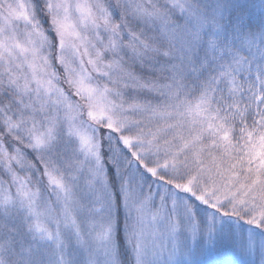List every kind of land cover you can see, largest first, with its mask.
Returning <instances> with one entry per match:
<instances>
[{
  "label": "snow or ice",
  "instance_id": "1",
  "mask_svg": "<svg viewBox=\"0 0 264 264\" xmlns=\"http://www.w3.org/2000/svg\"><path fill=\"white\" fill-rule=\"evenodd\" d=\"M0 264H264V0H0Z\"/></svg>",
  "mask_w": 264,
  "mask_h": 264
}]
</instances>
